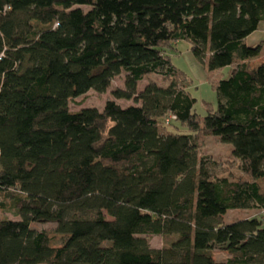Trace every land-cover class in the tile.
Returning a JSON list of instances; mask_svg holds the SVG:
<instances>
[{"label":"trees","instance_id":"1","mask_svg":"<svg viewBox=\"0 0 264 264\" xmlns=\"http://www.w3.org/2000/svg\"><path fill=\"white\" fill-rule=\"evenodd\" d=\"M263 21L264 0H0V208L19 218L0 220V264H264V217L224 221L264 211V41L246 43ZM181 42L230 70L202 121L167 54ZM121 74L111 95L133 105L70 110ZM150 76L165 86L139 89ZM200 135L244 178L217 173Z\"/></svg>","mask_w":264,"mask_h":264},{"label":"rangeland","instance_id":"2","mask_svg":"<svg viewBox=\"0 0 264 264\" xmlns=\"http://www.w3.org/2000/svg\"><path fill=\"white\" fill-rule=\"evenodd\" d=\"M167 54L170 57L172 65L191 81L188 86V92L196 101L193 112L197 115L200 121H202L208 112L216 110L217 97L214 81L228 78L230 74L229 68L209 73L204 66L194 60L189 52V44L187 42L179 43L173 50H169ZM258 63L259 61L252 62L251 66H255ZM149 82H155L159 86H165V84H162L163 82L160 77L150 76L143 79V81L138 84V88L142 89L144 85ZM123 88V74H121L113 80L111 87L106 93L98 94L94 91H90L86 95L71 101L69 105L70 110L72 112H77L84 108H96L101 111L104 104L109 100L115 101L121 107L133 105L132 101L113 99L111 95L112 90ZM174 126L175 127L167 126L166 130L178 134L189 133L188 129L181 124L175 123ZM198 146L199 155L210 157L217 162V173L235 179L244 178V175H242L239 170L237 162L231 155L232 147L230 145L221 143L217 138L200 135L198 138ZM149 203H151V201H149ZM253 217H264V211L254 209L230 211L224 216V221L226 224H230L238 220ZM5 218L9 220H19L13 210L8 209V204L6 209L0 208V220ZM32 227L38 230L46 228L51 235L54 233L53 224H36ZM149 245L153 249H160L165 245V239L160 236L150 237ZM214 257L218 262H225L227 259L226 254L222 252H215Z\"/></svg>","mask_w":264,"mask_h":264},{"label":"crops","instance_id":"3","mask_svg":"<svg viewBox=\"0 0 264 264\" xmlns=\"http://www.w3.org/2000/svg\"><path fill=\"white\" fill-rule=\"evenodd\" d=\"M263 41H264V21L259 24L257 31L251 34L246 39V43L249 47H254L262 43ZM262 51H263V57L261 60L264 59V48L262 49Z\"/></svg>","mask_w":264,"mask_h":264},{"label":"built area","instance_id":"4","mask_svg":"<svg viewBox=\"0 0 264 264\" xmlns=\"http://www.w3.org/2000/svg\"><path fill=\"white\" fill-rule=\"evenodd\" d=\"M175 117L174 116H170L166 119V123H169L170 121H174Z\"/></svg>","mask_w":264,"mask_h":264}]
</instances>
